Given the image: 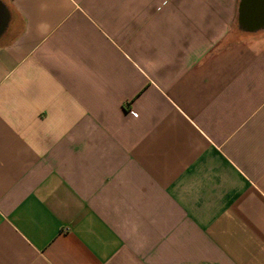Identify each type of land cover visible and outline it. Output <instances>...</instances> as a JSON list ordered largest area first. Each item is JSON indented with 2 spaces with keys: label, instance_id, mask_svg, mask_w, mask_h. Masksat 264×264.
I'll return each instance as SVG.
<instances>
[{
  "label": "crops",
  "instance_id": "obj_1",
  "mask_svg": "<svg viewBox=\"0 0 264 264\" xmlns=\"http://www.w3.org/2000/svg\"><path fill=\"white\" fill-rule=\"evenodd\" d=\"M2 1L0 264H264L241 0Z\"/></svg>",
  "mask_w": 264,
  "mask_h": 264
},
{
  "label": "water",
  "instance_id": "obj_2",
  "mask_svg": "<svg viewBox=\"0 0 264 264\" xmlns=\"http://www.w3.org/2000/svg\"><path fill=\"white\" fill-rule=\"evenodd\" d=\"M262 0H241L238 11V25L242 31L256 33L264 30V5ZM9 23V11L0 0V38Z\"/></svg>",
  "mask_w": 264,
  "mask_h": 264
}]
</instances>
